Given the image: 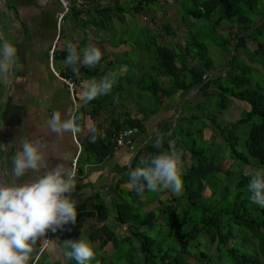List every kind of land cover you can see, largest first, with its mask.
<instances>
[{
  "label": "trees",
  "instance_id": "trees-1",
  "mask_svg": "<svg viewBox=\"0 0 264 264\" xmlns=\"http://www.w3.org/2000/svg\"><path fill=\"white\" fill-rule=\"evenodd\" d=\"M97 1L99 5L96 4L93 10L84 9L86 4L73 5L72 10L87 17L81 20V27L87 32V28L92 26V30L98 32V41H102V34L107 35L105 40L113 47L128 44L127 39L115 38L123 25L116 22L115 16L126 23L125 7L121 2ZM155 1L134 0L132 11L139 14L144 4ZM261 4L263 7L260 8ZM190 18L209 20L211 35L202 40L192 33L183 50L177 44L158 43L157 35L149 31L147 36L152 58L138 72H134L133 60L127 56L129 50L123 52V61L116 54L103 52L99 65L94 68L81 66L79 74L74 73L69 65L60 69L63 78L75 83L82 79L99 80L115 73L112 91L78 106L76 117L77 123L82 125L88 117L93 119L84 147L100 162L115 153L118 148L116 137L127 130L138 129L134 140L136 144L140 137V142L136 144V153L130 164L119 170L121 177L117 193L125 192L122 183H128L130 170L142 166L143 161L152 155L172 145L183 154L182 190L166 189L159 193L145 190L141 194L145 200H137L135 189H128L129 198H123L114 205L115 221L121 227L113 229L104 224L95 237H90V240L99 242L94 246L96 257L92 264H225L226 254L235 260L232 264H264V207L250 200L248 185L251 174L244 170V166L250 165L264 170V0H190L185 6L183 19ZM223 24L229 31L218 33ZM234 27L237 30L234 41H231L228 36ZM164 28L170 35L176 33L169 22L164 24ZM121 32L124 34L125 29L122 28ZM194 32L197 34L199 30L194 29ZM208 38L222 51L230 53L224 70L218 71L213 58L207 57ZM138 39L139 35L134 42H139ZM249 39L257 41L258 46L250 47ZM89 43L90 39L85 37L74 44L84 48ZM67 55V45L63 49L56 48L54 61H66ZM188 57L200 59V64L190 66ZM121 63L130 65L125 74L121 73ZM252 64H259L261 69ZM212 86L215 90L210 92ZM196 89L207 99L195 105L186 96ZM178 93L185 97L176 111V116L181 111L180 116L176 117L177 120L161 121L156 135L150 137L147 123L163 110L166 100ZM143 96L148 97L147 102ZM234 100L246 103L249 109H245L237 121L223 125L221 115ZM130 104L136 105L135 109H130ZM209 104L214 111L205 115L203 105ZM196 110L200 113H194ZM203 118L211 122V127L227 144L223 158L228 155L233 162H240L237 170L232 165L224 168L223 162L215 161L222 158L221 146L209 156L198 144L197 135L204 140L205 129L210 126ZM187 120L190 127L198 120H202V125L194 130H185L181 124ZM239 127H244L243 135L239 134ZM93 135L96 136L94 142L91 139ZM158 137L163 140L159 148L155 146ZM216 144L214 142L213 148ZM189 154L192 162L186 166ZM218 183H222L221 187ZM208 186L213 189V195L220 193L221 198L207 197ZM164 195H168L167 199ZM99 208L103 216H109L110 206L102 202ZM239 237L246 240L245 250L236 246ZM206 241L216 245L218 261L203 248ZM98 257L101 261L97 260ZM72 261L76 264L75 260Z\"/></svg>",
  "mask_w": 264,
  "mask_h": 264
},
{
  "label": "crops",
  "instance_id": "crops-1",
  "mask_svg": "<svg viewBox=\"0 0 264 264\" xmlns=\"http://www.w3.org/2000/svg\"><path fill=\"white\" fill-rule=\"evenodd\" d=\"M96 2L85 0L84 9L93 10ZM62 12L59 0H0V39H7L18 47L15 70L6 79L0 80V123L5 124L0 128V144H3L0 148V180L12 181V157L22 147L20 140L23 137L40 142L47 154L49 167L63 163L65 168L73 171L74 161L77 160V188L72 195L78 201V218L75 223H69L57 232L51 231V240L44 250L46 236L39 238L33 245L29 264H65L67 249L64 240H78L84 236L94 247L99 242L97 239L90 240V237H95L104 224L113 229L121 227L115 221L114 207L118 202L114 197L121 177L119 170L129 165L136 153L128 147H119L112 156L98 161L84 147V140L94 124L90 117L83 125L77 123L80 131L76 133L65 132L57 136L48 131L46 125L53 112L76 116L77 107L85 103L84 85L89 81L82 79L75 83L63 78L60 69L67 66L66 61H54L56 48L63 49L68 42H81L82 39L77 38L79 29L88 34L81 27V20L87 18L84 13L71 10L60 21ZM68 18L76 19V24L70 23L69 28H61ZM69 82L73 83V91ZM147 128L151 137L153 126L149 122ZM139 139H136V144ZM36 178L37 173L33 172L21 180L33 181ZM122 186L133 189L129 183H122ZM102 202L110 206L111 212L107 211L109 216L101 214L99 206ZM68 264L74 262L69 261Z\"/></svg>",
  "mask_w": 264,
  "mask_h": 264
},
{
  "label": "clouds",
  "instance_id": "clouds-1",
  "mask_svg": "<svg viewBox=\"0 0 264 264\" xmlns=\"http://www.w3.org/2000/svg\"><path fill=\"white\" fill-rule=\"evenodd\" d=\"M67 49L66 64L76 74H79L81 66L96 67L104 56L99 46L78 48L68 42ZM17 60V45L0 39V80L15 70ZM114 84L115 73L88 81L84 85L85 102L110 93ZM4 125L0 123V128ZM46 127L57 136L80 131L76 116L62 115L59 111L53 112ZM91 139L94 142L96 136ZM20 143L22 147L12 157V181L0 180V264H29L33 245L39 238L50 230L57 232L65 225L75 223L79 215L78 201L72 195L77 188L76 173L65 168L63 163L49 167L47 154L37 139L23 137ZM162 143V138L158 137L155 146L159 148ZM182 156V150L172 145L143 161L142 166L131 169L128 183L138 194L145 190L159 193L171 189L179 192L183 186ZM33 172L37 173L35 180H21ZM248 187L250 200L264 207V170L251 174ZM64 246L67 249L65 264L72 260L76 264H92L96 257L92 243L84 236L78 240H64Z\"/></svg>",
  "mask_w": 264,
  "mask_h": 264
},
{
  "label": "rangeland",
  "instance_id": "rangeland-1",
  "mask_svg": "<svg viewBox=\"0 0 264 264\" xmlns=\"http://www.w3.org/2000/svg\"><path fill=\"white\" fill-rule=\"evenodd\" d=\"M105 1H107V3H113V2L120 3L121 2V4L125 7V16L127 20L126 23L125 21H122L118 17L115 16L116 22L119 25L123 24L121 26V31H122V28H124L125 32H123L124 34H122V32L119 31L115 38L118 40L120 38L127 39L128 44H123L118 47H113L112 45H110L109 41L105 40L106 38L108 39V36L104 34L100 36L102 41H98V39H96V37H98L97 36L98 32L92 30V28H89V27L87 31L88 34H85L83 30L79 29L78 30L79 36L77 35V38L78 40H81L86 35L87 37H91L90 38L92 40L91 45L99 46L102 49V51L106 53V55L116 54L117 55L116 57L118 59H121L122 61L124 60L123 52L126 50H129V52L127 53V56L129 59L133 60L132 63L134 65L132 66V68H134V72H138V69L143 68L144 66L148 65V63L150 62L152 58L153 52L149 53V44H148L149 38L147 36V33L149 31H152L154 34L157 35L158 43H165L169 46H173V44H177L179 45V48L183 50H185V46L187 45L188 38L191 37L192 33L195 36H200L201 39L203 40V38L206 35H211V32H212L211 26L209 25V22H210L209 20L207 21L204 19L196 20L194 18H190L185 21L183 19L185 6L189 4L190 0H185L184 3H183L184 0H156L154 3L144 4L143 10L139 14H136L134 13V11H132L134 0H104V2ZM190 5H191V2H190ZM259 7L261 8L263 7V5L261 4ZM76 22H77L76 19L68 18L62 23L61 28L63 27L64 29H67L70 27L69 26L70 23L75 25ZM166 22H169L170 25L176 31L174 35H170L165 30L164 24ZM205 23H206V26H205ZM190 27H192V30H190ZM194 29L196 31L199 30V32L196 34L194 32ZM227 29H228L227 26L223 24L218 29V33L225 34V32H227ZM236 30H237V27H234L232 29L233 32L229 34L228 36V38L231 41H234V36H235L234 32H236ZM138 35H139V39H138L139 42L135 43L134 40L138 38ZM208 40L209 41H206V44L208 47L207 57L213 58V61L216 63V68L218 69V71L224 70L226 68L227 61L229 60L230 53L229 52L227 53L226 51H222L220 48H218L214 44L211 38H208ZM112 41L114 43L116 42L115 39ZM248 45L250 47L256 48L258 46V42L255 40L249 39ZM241 57L246 59V57L243 54H241ZM187 63L190 66H194V65L197 66L200 64V59L188 57ZM119 66L121 68V73L125 74L127 71V68L130 65L121 63L119 64ZM252 66L258 69H261V66L259 64H252ZM262 71L264 72V70ZM163 80L166 82H169L167 78H163ZM214 90L215 88L214 86H212L209 91L213 92ZM134 97L136 96H132V98ZM143 97L146 99L144 101L147 102L148 97L147 96H143ZM186 97L188 100L192 101L195 105L197 103H203L207 99V96L199 92L197 89L193 90ZM136 98H139V97H136ZM183 98L185 99V97H181V95L178 93L176 96L174 95L169 100H166V104L163 110L159 112L157 115H155L149 121V123L153 126L152 136H154V133L157 131V127H156L157 123H160L161 121L165 119H174L176 117L178 118V115L176 116V111L178 107L180 106V104L183 102L182 101ZM129 106H130V109H135L136 105L130 104ZM119 109H122V107H120ZM203 109L206 110L205 115L210 114L212 113V111H214L212 105L210 104L208 106L203 105ZM245 109H249V106L246 103L241 102L239 100H234L230 108L226 110L224 113H222L221 124L229 125L233 123L234 121H237L242 116V112ZM194 113L199 114L200 111L196 110L194 111ZM186 115L189 116L190 113H186ZM203 120H205L208 124H210V126L205 129V134H204L205 139L204 140L203 138H200L199 135H197L198 144L203 146V148L206 150L205 152L209 156H211L215 151L219 149V146H221L220 152L223 158V155H224L223 153H225V146L227 144H224L223 139L220 137V135L216 132V130H214V128L211 127V122L207 120L206 118H203ZM181 125L184 126L185 130H194L197 126L199 127L200 125H202V120L196 121L194 125H191V127H190V122H188V120L184 121L183 124ZM243 131H244V127H239L240 135H243ZM137 133L138 131L135 133V135ZM214 142L217 143L215 148H213ZM189 157L190 159L189 158L187 159L188 162H186V166H188L189 163L192 162L190 154H189ZM222 158H216L215 161L217 163L223 162L224 168L225 167L227 168L230 165L234 166V169L236 168V170L239 168L238 164L240 162L239 163L233 162L232 159L228 155H226L223 158V161H222ZM252 160H255V158H252ZM255 161L258 163L257 159ZM244 167H245L244 170L247 174H252L258 170H262L257 165H250V166H244ZM218 184H219V187H221L222 183H218ZM123 189H125V192L118 191L117 195L114 197L115 201H119V200L123 201V198H127V199L129 198L128 196L129 190L126 189V187H123ZM205 195L207 197L215 196L216 197L215 199L221 198L220 193H216L213 195V189L210 186L207 187ZM167 197L168 195H164V199H167ZM136 199L145 200L141 194H136ZM245 242L246 240L242 241L241 238L239 237L238 240L236 241V246L239 249L245 250V247H244ZM203 248H205V250H207L208 252L212 254V258L215 261H218L217 254H216L217 252L216 245L211 244L209 241H206L203 244ZM97 260L101 261V257H98ZM232 263H235V260L233 259L231 255L226 254L225 264H232Z\"/></svg>",
  "mask_w": 264,
  "mask_h": 264
},
{
  "label": "built area",
  "instance_id": "built-area-1",
  "mask_svg": "<svg viewBox=\"0 0 264 264\" xmlns=\"http://www.w3.org/2000/svg\"><path fill=\"white\" fill-rule=\"evenodd\" d=\"M63 6V12L59 15V20L61 21L63 17L69 13L74 4L83 5L85 4V0H59ZM59 76V74L57 73ZM70 83V82H69ZM71 91H73V83H70ZM138 131V129H131L123 132L118 137L115 138L117 142V147H128L131 150L135 151V143H134V135ZM73 171L77 172V160L74 161ZM51 240V230L46 234V242L43 250L48 246Z\"/></svg>",
  "mask_w": 264,
  "mask_h": 264
},
{
  "label": "water",
  "instance_id": "water-1",
  "mask_svg": "<svg viewBox=\"0 0 264 264\" xmlns=\"http://www.w3.org/2000/svg\"><path fill=\"white\" fill-rule=\"evenodd\" d=\"M180 110H179V112H178V117L180 116ZM176 120H177V118H176ZM176 120H175V122H176ZM174 127H175V123H174V125H173V127H172V130L174 129Z\"/></svg>",
  "mask_w": 264,
  "mask_h": 264
}]
</instances>
